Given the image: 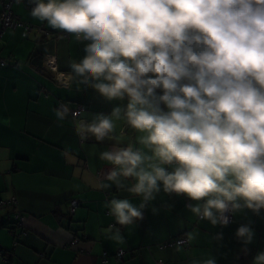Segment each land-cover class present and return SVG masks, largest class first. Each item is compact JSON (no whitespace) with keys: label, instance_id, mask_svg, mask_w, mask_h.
<instances>
[{"label":"clouds","instance_id":"clouds-1","mask_svg":"<svg viewBox=\"0 0 264 264\" xmlns=\"http://www.w3.org/2000/svg\"><path fill=\"white\" fill-rule=\"evenodd\" d=\"M31 4L33 17L83 45L69 79L112 105L78 119L75 130L82 142L111 143L98 153L110 167L97 187L114 185L141 198L138 205L127 198L106 202L116 225L141 221L160 193L182 196L191 218L212 226L264 210V0ZM70 110L67 103L56 108L57 121ZM120 228L101 231L122 243ZM254 236L249 223L236 229L244 255ZM198 237L196 228L185 233L176 251ZM188 264L216 260L191 255ZM251 264H264V250Z\"/></svg>","mask_w":264,"mask_h":264},{"label":"crops","instance_id":"crops-1","mask_svg":"<svg viewBox=\"0 0 264 264\" xmlns=\"http://www.w3.org/2000/svg\"><path fill=\"white\" fill-rule=\"evenodd\" d=\"M12 12L32 29L24 34L21 26L4 29L0 23V62L4 60L0 65V153H5L0 155V198L15 199L24 215V231L16 230L20 237L12 257L0 256V264H155L158 259L164 264H188L191 255L213 256L216 264H251L254 255L264 250V210L245 211L232 216L227 226H212L191 218L182 196L160 193L141 221L123 228L116 225L106 202L127 198L138 205L141 198L114 185L98 188L110 167L98 153L111 143L82 142L76 133L78 119L108 113L112 106L69 79L71 64L84 55L83 45L75 34L33 17L20 3L12 5ZM39 27L49 34L43 37ZM48 56L55 57L57 73L45 66ZM64 103L71 110L84 108L79 116L69 113L58 122L54 110ZM70 198L80 199L81 205L69 217ZM153 207L160 209L157 214L152 213ZM243 223L255 232L247 255L235 237ZM110 225L120 228L122 243L101 231ZM193 228L199 237L190 249L159 248ZM218 233H222L220 241L213 239ZM75 236L77 243L68 245ZM0 247L12 248L8 229L1 226ZM118 249L126 251L120 261L114 257ZM104 252L108 255L103 262Z\"/></svg>","mask_w":264,"mask_h":264},{"label":"trees","instance_id":"trees-1","mask_svg":"<svg viewBox=\"0 0 264 264\" xmlns=\"http://www.w3.org/2000/svg\"><path fill=\"white\" fill-rule=\"evenodd\" d=\"M20 4H22L25 9L30 10L29 8L25 7L23 3L20 2ZM11 10H12V7H11ZM40 28H43V27L37 28L38 32L41 33V35H43V37H46L49 33L47 32V34H43V32H42V30ZM43 29H45V28H43ZM1 61L4 62V60H1ZM51 72H53V71H51ZM73 200H76L77 201V205L75 207H73V209H71V202ZM80 205H81V200L80 199L70 198L68 200V212H67V215L70 217L74 213L75 209L77 207H79ZM0 210H5L4 211L5 214H0V226L8 229V232L10 233L11 240H12V248L5 249V248L0 247V256L2 258H4V259L8 260V259H10L12 257V250L18 244V237H20L19 236L20 234L17 233L16 230L17 229H20L21 232L24 231V229L22 227V225H23V218H24L23 216L24 215L20 211V209L18 208V205L16 204V201H15L14 198H10V199H7V200H4V199L0 198ZM57 216H59V214H57ZM231 220H232V217H230V221ZM178 238H184V237L179 236V237L172 238L170 240H176ZM74 240H76V241H75L74 244H72V242ZM77 241H78V238L75 236V238L72 239L68 245L73 246V245H75L77 243ZM166 242H168V240L167 241H164V243H166ZM160 245H159V248H160ZM176 246L177 245L167 246V247H164V249L174 248ZM161 249H163V248H161ZM116 251H115V254H116ZM123 251H124V254H125L126 251L125 250H123ZM129 252L132 253L133 251H129ZM105 253H106L105 256L102 254V260H103V262L106 260L107 255H108L107 252H105ZM115 254H114V257L116 259ZM124 254H123V256H124ZM123 256L121 257L120 260H122ZM120 260H117V261H120Z\"/></svg>","mask_w":264,"mask_h":264},{"label":"built area","instance_id":"built-area-1","mask_svg":"<svg viewBox=\"0 0 264 264\" xmlns=\"http://www.w3.org/2000/svg\"><path fill=\"white\" fill-rule=\"evenodd\" d=\"M20 2L23 3L25 7L29 8L31 10V7H32L31 0H0V10H1L0 11V23H1L2 28H4V29L16 27V26H21V27H23L24 34H25L32 29L31 25H28V24L22 22L17 15L12 13V10H11V7L14 3H20ZM40 29L42 30L43 34H47L48 31L46 29H43V28H40ZM0 63H1V65L4 64L3 61H1ZM45 66L49 70L57 73L56 60H55L54 56H48L47 57V59L45 60ZM83 108L84 107L82 105L78 106L75 109H72L70 111V113L73 117H77V116H79V114L81 113ZM76 205H77V201L73 200L71 202V209H73V207H75ZM182 239L183 238H178L176 240H168V242L161 244L160 248L177 245V242L182 240ZM75 241L76 240H74L72 242V244H74ZM123 254H124L123 249H118L116 251V254H115L116 259L120 260L121 257L123 256ZM103 255L105 256L106 253L104 252ZM155 264H164V262L161 259H158L155 262Z\"/></svg>","mask_w":264,"mask_h":264}]
</instances>
